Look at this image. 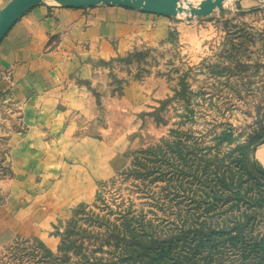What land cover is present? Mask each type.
Wrapping results in <instances>:
<instances>
[{
	"label": "rangeland",
	"instance_id": "obj_1",
	"mask_svg": "<svg viewBox=\"0 0 264 264\" xmlns=\"http://www.w3.org/2000/svg\"><path fill=\"white\" fill-rule=\"evenodd\" d=\"M203 1L180 0L186 8ZM170 17L164 40L95 61L102 71L88 88L105 130L98 137L111 154L14 156L26 124L0 94V180L15 178L18 169L29 181L17 182V193L26 195L16 201L8 200V185L0 186V264H264L263 256L229 247L226 236L220 241L217 235L247 210L253 217L248 231L258 239L264 209L227 201L216 187L211 196L213 188L203 192L192 177L195 167H208L211 183L200 181L210 186L226 152L264 150L258 146L264 139V0H223L207 15ZM129 82L144 87H124ZM82 144L75 141L77 148ZM53 163L58 171L85 168L90 196L41 227L46 235H24L18 213L54 186L48 183ZM247 193L249 201L259 199L257 190ZM236 220L245 226V218Z\"/></svg>",
	"mask_w": 264,
	"mask_h": 264
},
{
	"label": "crops",
	"instance_id": "obj_2",
	"mask_svg": "<svg viewBox=\"0 0 264 264\" xmlns=\"http://www.w3.org/2000/svg\"><path fill=\"white\" fill-rule=\"evenodd\" d=\"M171 24L170 16L117 4L71 8L40 2L26 10L0 39V94L20 110L26 124L19 138L14 137L18 140L12 154H111L102 144L104 137H98V132L105 130L97 124L99 107L88 88L94 87V75L102 71L95 61L113 59L140 45L156 44L167 37ZM4 73H9V80ZM124 87L144 85L129 82ZM76 140L83 141L82 148L76 147ZM22 168L26 172L34 170L32 165ZM17 172L15 178L0 180V186L10 188L8 200L11 195L15 201L17 194L26 195L24 191L17 193V182L26 185L29 181ZM77 172L68 167L58 171L53 163L48 183L51 186L53 180L54 186L44 196L34 195L18 213L24 235H46L44 229L54 219L66 216L70 205L90 196V175H84L85 168ZM56 177H61L59 183ZM41 182L37 185L46 186Z\"/></svg>",
	"mask_w": 264,
	"mask_h": 264
},
{
	"label": "trees",
	"instance_id": "obj_3",
	"mask_svg": "<svg viewBox=\"0 0 264 264\" xmlns=\"http://www.w3.org/2000/svg\"><path fill=\"white\" fill-rule=\"evenodd\" d=\"M179 140L181 141V139ZM249 154V146L226 152V154L220 158V166L213 168L210 173L213 178L210 186H204L200 181V179H208L211 183V179L207 177L209 172L208 167L202 165L197 166V168L195 167L192 176L196 179V183L194 184L198 187H202L201 190H203V192L208 187L213 188V191H209V195L211 196L216 197V193L214 192L216 187L217 191H219V195L225 197L227 201L235 204L239 202H249L251 204H256V206L259 205L264 209V180L260 179L250 167L248 162ZM182 166H184V164H182ZM253 190L258 191V194L255 196L253 195L255 198H259L257 201H249L248 197L244 196L248 194L247 192H253ZM244 198L247 201H243ZM253 204L252 206H254ZM246 212L247 210L234 216L233 222L235 225L233 227L219 230L217 235H219L220 239L218 240L221 241L223 238L222 235H224L227 238L226 240L229 243V247H237L239 249V247L241 248L242 246L249 254L255 255L257 258L260 256L264 257V234L259 235L258 239H256L254 235L255 230L253 232L248 231L250 228L249 224L253 217ZM239 217L242 220L243 218L246 219L244 227L239 228L237 226L240 220H236V218L238 219ZM194 235L198 236L196 234ZM208 237L207 235L205 240H209ZM201 239L203 240L204 236H202Z\"/></svg>",
	"mask_w": 264,
	"mask_h": 264
},
{
	"label": "water",
	"instance_id": "obj_4",
	"mask_svg": "<svg viewBox=\"0 0 264 264\" xmlns=\"http://www.w3.org/2000/svg\"><path fill=\"white\" fill-rule=\"evenodd\" d=\"M43 0H10L0 10V39L11 27V25L31 6L42 2ZM55 4L62 7H84L99 3L117 4L127 6L129 8L138 9L143 12L155 13L159 15L174 16L183 11H187L190 16H202L209 14L215 7H219L223 0H205L194 7L189 5L184 7L180 0H51ZM259 147L264 146V139H262ZM257 150L254 147L251 154L248 156L250 167L258 175L264 179V173L256 166L252 160L253 153Z\"/></svg>",
	"mask_w": 264,
	"mask_h": 264
},
{
	"label": "bare ground",
	"instance_id": "obj_5",
	"mask_svg": "<svg viewBox=\"0 0 264 264\" xmlns=\"http://www.w3.org/2000/svg\"><path fill=\"white\" fill-rule=\"evenodd\" d=\"M252 160L256 166L262 171L264 167V150L263 148L253 153Z\"/></svg>",
	"mask_w": 264,
	"mask_h": 264
},
{
	"label": "built area",
	"instance_id": "obj_6",
	"mask_svg": "<svg viewBox=\"0 0 264 264\" xmlns=\"http://www.w3.org/2000/svg\"><path fill=\"white\" fill-rule=\"evenodd\" d=\"M9 77H10L9 73H4V78L5 79L9 80L10 79Z\"/></svg>",
	"mask_w": 264,
	"mask_h": 264
}]
</instances>
